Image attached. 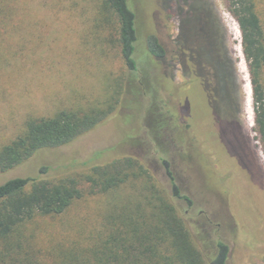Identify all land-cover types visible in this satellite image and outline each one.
<instances>
[{"label":"rangeland","instance_id":"374dc122","mask_svg":"<svg viewBox=\"0 0 264 264\" xmlns=\"http://www.w3.org/2000/svg\"><path fill=\"white\" fill-rule=\"evenodd\" d=\"M26 1L19 32L14 33L10 24L0 26V144L14 137L28 116H48L59 109L105 101L110 86L125 72L116 20L109 13L101 14L102 0ZM130 1L145 31L154 26L157 14L164 37L172 39L177 34L176 13L160 10L159 0ZM176 1L178 5L174 0L170 7H201L198 0ZM258 1L264 18V0ZM208 2L227 28L237 72L220 65L217 55L204 48L200 59L211 65L209 70L214 68L215 89L208 77L207 81L200 77V70L205 71L201 62L199 70L189 71L188 76L177 66L173 86L162 92L175 117L168 136L172 142L166 149H158L153 141L145 114L120 104L99 126L67 145L37 151L0 175V182L16 176L74 174L91 164L132 154L154 171L171 195L162 156L170 162L182 192L193 200L189 207L172 197L203 252L213 254L215 242L222 240L229 246L230 264H264V152L253 131L247 63L243 51L238 54L241 31L226 0ZM192 13L186 15L185 26L194 24L196 34L184 40L197 46L208 39V26L199 8L193 17ZM42 167L48 172L41 173ZM106 205L107 196L87 194L64 214L41 221L38 227L56 236L64 230L67 235L80 228L85 233L95 231Z\"/></svg>","mask_w":264,"mask_h":264},{"label":"trees","instance_id":"16d2710c","mask_svg":"<svg viewBox=\"0 0 264 264\" xmlns=\"http://www.w3.org/2000/svg\"><path fill=\"white\" fill-rule=\"evenodd\" d=\"M173 1L159 0L158 8L173 10L178 19L177 34L166 39L158 26L157 14L154 26L145 31L130 0H102L100 13H109L116 20L117 42L125 65L123 76L110 86L105 101L59 109L48 116H28L17 134L0 144V175L22 165L41 149L71 143L112 117L120 104L145 114L158 149L171 144L168 136L175 117L162 92L173 86L177 66L188 76L189 71L199 70L201 62L205 71L200 70V77L206 81L208 77L215 89L214 68L209 70L211 65L200 59L204 48L217 55L220 65H229L234 74L237 72L226 39L227 28L208 0H198L201 7H170ZM226 3L241 31L240 44L252 87L253 131L264 152L262 8L258 0H226ZM24 7L26 0H0V26L10 24L14 33L19 32L25 21ZM197 8L205 27L208 26L205 33L208 39L198 48L184 40L196 34L194 24L185 26V17L191 11L193 17ZM189 82L188 78L185 85ZM159 158L164 163L172 196L154 171L132 154L91 164L74 174L16 176L0 182V264H230L229 246L224 241L215 242L211 255L200 248L172 197L183 200L189 207L193 200L182 192L170 162L165 157ZM47 170L42 167L41 173ZM87 194L107 196V207L95 231L85 233L80 228L67 235L64 230L57 236L41 232L38 227L41 221L64 214Z\"/></svg>","mask_w":264,"mask_h":264},{"label":"bare ground","instance_id":"6f19581e","mask_svg":"<svg viewBox=\"0 0 264 264\" xmlns=\"http://www.w3.org/2000/svg\"><path fill=\"white\" fill-rule=\"evenodd\" d=\"M238 33L236 32V38H238ZM238 54L241 56L242 55V50L238 47ZM246 92L249 94V96L251 95V90H250V84H249V82L247 81V83H246ZM248 101H250V100H248ZM250 106V105H249Z\"/></svg>","mask_w":264,"mask_h":264}]
</instances>
